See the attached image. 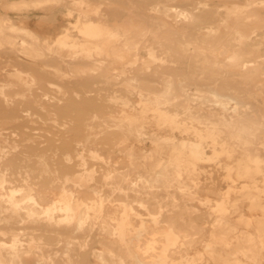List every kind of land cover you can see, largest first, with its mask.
Returning <instances> with one entry per match:
<instances>
[{"label":"bare ground","instance_id":"obj_1","mask_svg":"<svg viewBox=\"0 0 264 264\" xmlns=\"http://www.w3.org/2000/svg\"><path fill=\"white\" fill-rule=\"evenodd\" d=\"M54 10L67 23L51 31ZM0 12V264H264V0ZM103 98L121 115L102 118ZM30 123L44 134L22 138ZM211 167L228 187L201 198ZM127 205L136 235L117 223Z\"/></svg>","mask_w":264,"mask_h":264},{"label":"rangeland","instance_id":"obj_2","mask_svg":"<svg viewBox=\"0 0 264 264\" xmlns=\"http://www.w3.org/2000/svg\"><path fill=\"white\" fill-rule=\"evenodd\" d=\"M50 17L53 20H55V24L54 23H52V24L49 23V24L46 25V27L48 29H51V31H56V29L62 27L63 25H65L67 23L66 15L63 12H58L57 10L56 11L54 10L52 12V14H50ZM40 18L47 19L48 17H47L46 13H40L38 18L32 16L31 17V21H30V25L33 26V27H37L38 25H40V23L38 22V19H40ZM39 61L40 62L37 61V65L39 63V65L41 66L42 65V61L41 60H39ZM84 88L86 89V87H84ZM118 88L119 87H114V89H113V87L110 86L107 89L108 92L105 90V92H103V93L111 94V92H109V91L118 90ZM99 102L101 103L102 107H100L99 109H96L95 111L99 115H101L102 118L108 117L111 114H113L115 116H120L121 115L122 108L110 103V101L106 100V98H103V100L99 101ZM85 107H89L88 103H87V106H85ZM84 113H85V111L83 110V114ZM76 115H78V114H76ZM77 118H78V116H77ZM79 122H82V121H79ZM88 122L89 121L86 120L83 123H88ZM20 128L21 129L19 130V133L22 135V138H24V137H26L28 135H31V134H44V132L42 131V129L44 128V125H42L41 123H39V124L38 123L37 124L30 123L29 127H25L24 128V127L21 126ZM137 146H139L140 149H145V148L150 149V147H152L150 142H146V143L145 142H143V143H139L138 142ZM116 155H117V157H119L118 160H120V161L124 160V154L122 152H117ZM208 169L213 172L212 179L210 178L211 177L210 175L202 176L201 180H202V185L204 187V190H203V188H201V191L199 192V194H200L201 198H207V197L208 198H216L217 197V193L220 190L225 191L226 188L228 187V184L224 180V176L225 175H224L222 170H220L219 168H215V167H211V168H208ZM148 185H150V184H148ZM104 188H105V193H108L109 192L108 188H106V187H104ZM208 189H209V191H208ZM169 190L173 191V189H169ZM214 190H215V192H214ZM150 191H152V193H154L157 196L158 195L159 196H163V195L166 194V190L161 185L158 186V187H154ZM221 202H222V199H221ZM185 203H189L190 205H193L194 203L198 204V202H196L194 200H186L185 201L184 199L179 197L178 204L184 206ZM217 205H218L217 201L212 202L213 209ZM141 210H143V209H141ZM135 213L136 212H135V210L132 209L131 205H127L126 208H124V206H122L120 208L119 216L116 217L117 220H119V221H117V223H120V222L124 221V220L121 221V219H123L124 217L127 218V215H128V221L131 222V223H129V225H127V226L125 225L126 226V230L128 229L127 235H131V234L132 235L133 234L136 235L137 234L134 231H129V228H135V226H137V218L135 217ZM193 214H195V213H193ZM196 216L197 215H193V218H195ZM189 218L190 217H187L188 220H186L185 222L184 221H180L181 224H183L185 226L188 225L187 223H189V221H190ZM214 219L215 218H211V221L214 222ZM78 236H79L78 239H81V240L84 239V234H78ZM231 240L232 239H230L227 236L220 238V241H222V242H227V241H231ZM230 247L232 248V245ZM91 264H97L96 260L92 259Z\"/></svg>","mask_w":264,"mask_h":264}]
</instances>
